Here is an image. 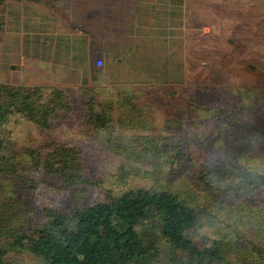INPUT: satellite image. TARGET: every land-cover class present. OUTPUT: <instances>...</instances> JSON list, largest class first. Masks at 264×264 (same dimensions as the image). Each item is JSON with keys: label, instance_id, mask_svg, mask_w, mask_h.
Wrapping results in <instances>:
<instances>
[{"label": "rangeland", "instance_id": "1", "mask_svg": "<svg viewBox=\"0 0 264 264\" xmlns=\"http://www.w3.org/2000/svg\"><path fill=\"white\" fill-rule=\"evenodd\" d=\"M24 1L0 6L6 262L46 264L23 237L51 213L75 223L144 189L183 200L196 216L185 238L200 251L219 247V264H264V0H103L110 30L102 42L96 25L89 47L68 27L56 35L54 0ZM23 95L54 113L32 122L17 111ZM59 147L75 151L81 180L50 166ZM136 231L146 264L187 261L158 236L153 213Z\"/></svg>", "mask_w": 264, "mask_h": 264}, {"label": "trees", "instance_id": "2", "mask_svg": "<svg viewBox=\"0 0 264 264\" xmlns=\"http://www.w3.org/2000/svg\"><path fill=\"white\" fill-rule=\"evenodd\" d=\"M7 1L22 0H0V5ZM10 94L15 98L14 93ZM19 98L21 103L16 105L22 110L17 108V111L24 113L34 123L38 113L44 117L54 113L51 107L36 112L28 105L27 95ZM91 118L97 125L103 126L104 121L100 116L92 114ZM50 159V166L55 172L64 175L73 171L74 180L77 177L82 179L77 174L80 166L76 163L73 149L59 147L52 152ZM150 212L157 218L158 236L175 252L187 258L185 263L172 264L220 263L219 247L200 251L191 240L185 238L195 226L196 216L183 200L168 191L130 190L108 203L90 206L75 223L67 216L51 213L48 224L34 230V237L24 236L23 240L28 241L29 252L46 264H146L147 251L136 228L148 220ZM14 242L22 245L21 239ZM5 256L6 250L0 249V264H8Z\"/></svg>", "mask_w": 264, "mask_h": 264}, {"label": "crops", "instance_id": "3", "mask_svg": "<svg viewBox=\"0 0 264 264\" xmlns=\"http://www.w3.org/2000/svg\"><path fill=\"white\" fill-rule=\"evenodd\" d=\"M54 1H55L54 2L55 31H56V35H58L60 39H62L63 37V29H64L63 26L66 28L68 27L70 31L72 32L76 31L77 33L76 35H72V39L79 38L81 41H86L89 47L90 44L93 45L95 41L98 42L99 40V33L97 34L95 32L97 29L96 25H98L100 27V29H98V32L102 33L101 40L102 42H104L105 32H106L105 30L108 31L110 30V28L108 26V22L105 20V16H106L105 12L103 10L101 11L103 6H101L100 4L102 3L103 0H54ZM145 1H152L153 3L156 2L157 5H159V0H145ZM177 1L180 5H182L179 8H183V5L186 3V0H177ZM24 2L32 3L30 1H24ZM175 6L174 8H176ZM94 7L98 8L97 13L95 14L91 11V9ZM97 15L101 17L98 23L95 20ZM79 28L81 29L79 30ZM18 31L22 36L23 32L25 31L23 22L19 24ZM85 32L86 34H84ZM107 36H108L107 41L108 40L110 41L109 39L111 38L110 33H108ZM65 46H67V44H65ZM100 46L103 45H98V47ZM94 68L99 69L95 67V64H94Z\"/></svg>", "mask_w": 264, "mask_h": 264}, {"label": "built area", "instance_id": "4", "mask_svg": "<svg viewBox=\"0 0 264 264\" xmlns=\"http://www.w3.org/2000/svg\"><path fill=\"white\" fill-rule=\"evenodd\" d=\"M102 65H103L102 60H96V61H95V67H96V68H100V67H102Z\"/></svg>", "mask_w": 264, "mask_h": 264}]
</instances>
